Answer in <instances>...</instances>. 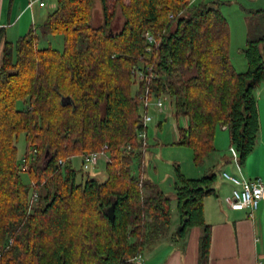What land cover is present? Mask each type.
Instances as JSON below:
<instances>
[{
    "label": "trees",
    "instance_id": "16d2710c",
    "mask_svg": "<svg viewBox=\"0 0 264 264\" xmlns=\"http://www.w3.org/2000/svg\"><path fill=\"white\" fill-rule=\"evenodd\" d=\"M43 27L64 38L62 51L42 48L35 27L15 43L0 29V264H135L172 229V201L144 172H132L148 148L140 137L148 131L141 89L166 98L177 120L189 119L187 128L178 125V144L194 151L198 165L216 152L218 127H227L244 165L260 131L264 28L249 23L247 69L239 73L219 1L58 0ZM148 32L156 41L151 53ZM141 62L156 80L136 83L132 69ZM105 145L104 181L75 169L74 158ZM176 176L175 234L201 228L198 264H209L204 203L216 196L217 173L189 179L177 168Z\"/></svg>",
    "mask_w": 264,
    "mask_h": 264
},
{
    "label": "crops",
    "instance_id": "0c3cea01",
    "mask_svg": "<svg viewBox=\"0 0 264 264\" xmlns=\"http://www.w3.org/2000/svg\"><path fill=\"white\" fill-rule=\"evenodd\" d=\"M29 2L30 0H0V29H4L8 41L15 43L36 26V21L43 19V10L48 8L47 1L45 7L38 4L29 7ZM48 16L45 17V23ZM256 97L259 104L260 131L256 149L245 164L240 163L239 168L232 155H227L228 147H232L227 127H218L215 137L216 152L208 156L220 162L207 174L211 171L216 173L217 168L221 169V181L217 185L215 183L216 196L207 198L204 203L205 219L211 226L212 233L209 264H264V197L260 208L254 213L249 210H230L227 201L232 195L234 185L223 177V173H228L231 168L237 171L229 173L232 176L250 180L259 178L264 183V92L256 91ZM184 121L187 128L189 119L184 118ZM77 158L81 159L83 165V158L76 157L73 160ZM180 224L175 225L172 221L170 234L143 253L144 264L199 263V242L203 231L199 227L192 228L187 230L184 238L176 239L172 234L179 231L177 226Z\"/></svg>",
    "mask_w": 264,
    "mask_h": 264
},
{
    "label": "rangeland",
    "instance_id": "374dc122",
    "mask_svg": "<svg viewBox=\"0 0 264 264\" xmlns=\"http://www.w3.org/2000/svg\"><path fill=\"white\" fill-rule=\"evenodd\" d=\"M46 1L48 3V8L43 10V19L35 23L37 34L40 37V46L42 48L52 47L62 51L64 49V38L62 36L54 37L44 34L45 29L43 26L45 24V17L57 8L58 3V0ZM201 1L202 0H198V3ZM214 1H219L221 3V10L230 27V56L234 68L239 73L245 72L247 69V61L244 55V49L246 48L248 33L251 32L252 29L251 27L249 28V23L251 22L255 31H258L260 27L264 28V18L256 15L259 11L264 12V0H207V2ZM94 16V23L96 26H99L102 23L99 8H97ZM263 85L264 83L258 87L257 91L259 90V93L264 92ZM135 90L136 89H134V91ZM149 113L154 118V121L148 125L147 152L142 162L138 159L133 161L132 172L137 177L141 176L144 172L143 174H145V177L157 184L166 197L172 201V221L176 225L180 223L175 195V182L177 181L176 169L179 168L187 178H200L206 175L210 170H213L220 160L216 161L212 160L213 158H206L202 165H198L195 162L194 151L188 146L178 144V125L181 128H185L186 123L184 117L178 120L175 118L173 108L171 109L167 105V109L162 112L155 111L151 108ZM160 123H162L161 128L158 126ZM18 147L19 157L23 159L27 151V142L24 135L20 137ZM227 155L231 157L230 146L228 147ZM107 156L109 157V155ZM40 164L43 165L44 161L41 160ZM73 165L78 172H81L82 163L80 158L73 160ZM106 165L107 159L103 157L98 167L89 171V173L93 177L104 181L106 179ZM217 169L219 171L216 170L218 178L216 185L221 181V169ZM233 172L236 173L237 171H233V169L229 168L228 173L233 174ZM79 178L81 179V176ZM25 180L29 182L28 176H25ZM177 227L179 230L180 225ZM173 237L177 239L175 233Z\"/></svg>",
    "mask_w": 264,
    "mask_h": 264
},
{
    "label": "built area",
    "instance_id": "2783aa9c",
    "mask_svg": "<svg viewBox=\"0 0 264 264\" xmlns=\"http://www.w3.org/2000/svg\"><path fill=\"white\" fill-rule=\"evenodd\" d=\"M196 1L197 0H191V3H195ZM36 4H38L40 7H45L46 1L30 0L29 7H33ZM171 18H173V15H171ZM145 39L148 43L147 52L151 53L152 47L156 43V41L152 34L149 32L145 34ZM132 77L138 85L146 80L157 79V76L155 74H152V67L150 65L144 64L143 62L132 69ZM139 96V100L142 104L143 110V127L148 130V125L154 121V118L150 115L149 110H151V108L158 112L166 110L167 100L166 98L157 95L149 87L141 89ZM140 137L144 141V145L147 146L148 131H143L140 134ZM108 149V145H105L101 151L84 156L82 165L84 170L91 171L97 168L99 162L103 157L108 160ZM230 153L234 162L240 168V161L237 150L234 147H230ZM223 177L234 185L232 195L227 201L230 210H249L251 213H254L260 208L261 202L264 197V183L261 179L257 178L255 180H250L245 177L239 178L232 176L227 172L223 173ZM34 198H38V193L34 194ZM132 261L135 264H144V255L141 254L135 257Z\"/></svg>",
    "mask_w": 264,
    "mask_h": 264
},
{
    "label": "water",
    "instance_id": "95a60500",
    "mask_svg": "<svg viewBox=\"0 0 264 264\" xmlns=\"http://www.w3.org/2000/svg\"><path fill=\"white\" fill-rule=\"evenodd\" d=\"M107 215H108L109 219H110L112 222L115 221L114 206H112V207L108 210Z\"/></svg>",
    "mask_w": 264,
    "mask_h": 264
}]
</instances>
